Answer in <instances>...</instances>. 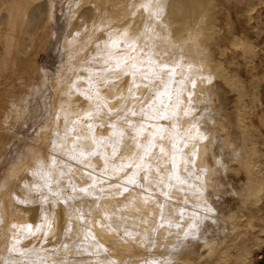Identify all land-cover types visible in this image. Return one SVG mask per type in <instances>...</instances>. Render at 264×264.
Instances as JSON below:
<instances>
[{
	"label": "bare ground",
	"instance_id": "1",
	"mask_svg": "<svg viewBox=\"0 0 264 264\" xmlns=\"http://www.w3.org/2000/svg\"><path fill=\"white\" fill-rule=\"evenodd\" d=\"M82 1H63L54 41L47 46L48 57L41 65L43 81L49 84L47 72L60 75L59 62L69 63L71 69L76 70L74 80L68 77L74 76L69 70L65 73L69 81L65 82V77L61 82H65L63 86L70 84L66 91L80 94L82 90L92 92L91 87L96 83L90 81L89 75L82 74V64L75 67L74 52L61 47L76 23L75 8ZM117 1L119 9L125 7L118 15L121 21L126 19L125 33L121 36L126 39L122 40V45H126L122 49L117 45V51V48L106 49V56H111L105 59L116 60L124 71L115 78L106 75L111 80L104 91L107 95L96 94L94 88V93L90 94L98 97L91 96L84 109L75 110L76 115L71 108L69 112V106L60 112L55 110L58 116L64 114L60 115L62 118L53 115L57 117L53 121L60 118L65 122L63 133L57 132L59 128L53 122L51 135L46 134L48 126L45 127L44 122L45 126L37 125L33 111L23 126L13 125L9 145L25 143L29 148L35 144L36 148L32 150L31 159H17L10 163L3 176L0 175V264H166L167 242L175 236L184 211L209 212L208 206L198 202L200 198L206 199L202 190L207 186V173L204 174L207 171H197L206 162L202 141L205 134L193 118L195 89L208 71L224 79L228 75L201 61L202 57L210 61L204 43L212 25L209 3L207 0ZM124 15L127 17L123 18ZM39 21L28 14L23 36L35 34L41 26ZM21 44L16 65L20 60L23 63L26 57L23 54L29 52L28 44L23 40ZM115 53L120 57H113ZM53 56L58 60L55 65L50 62ZM82 76L86 77L84 83ZM53 81L48 86L56 82ZM32 82L31 78L29 85ZM238 88L240 94L236 97L246 96L241 85ZM3 96L0 98L8 95ZM13 96L18 94L14 92ZM44 98L41 97L40 103L45 102ZM16 99L18 97L13 101ZM94 101H99L100 105L93 104ZM102 104L105 105L101 107ZM43 110L42 117L48 112ZM102 124L104 126L99 127ZM248 137L250 141L252 137ZM6 143L0 141V159L6 154ZM161 147L164 153L160 152ZM145 148L149 155L141 161L139 156ZM17 151L11 154L15 157ZM242 155L246 172L252 173L246 184L248 195L256 197L263 180L252 168L257 163L255 144ZM129 164L132 167H128ZM137 164L141 167L137 168ZM129 178L136 179L137 186L130 185ZM125 187L129 189L127 192ZM42 233L46 236H40L45 238L40 241L46 245L35 246ZM203 246L208 249V255L214 254V239L205 240ZM39 247H51V252L55 250V253L50 256V250L45 249L43 258H35L34 255L40 253ZM190 262L191 259H186V264Z\"/></svg>",
	"mask_w": 264,
	"mask_h": 264
},
{
	"label": "rangeland",
	"instance_id": "2",
	"mask_svg": "<svg viewBox=\"0 0 264 264\" xmlns=\"http://www.w3.org/2000/svg\"><path fill=\"white\" fill-rule=\"evenodd\" d=\"M63 1L62 7L60 0L55 1V12H58L61 7L62 13ZM207 1L211 10L210 22L212 25L209 34L204 38V43L210 61H206L204 57L201 61L203 64L210 63L211 68L218 67L229 77L226 76L225 79L223 76L215 77L208 71L205 79L201 82L199 79L196 83L195 89L196 102H194L195 115L193 118L199 122L205 134L202 136V141L205 143L203 159L206 162L197 171H207H204V174L207 173L205 182L207 186L202 190L206 194V199L200 198L198 202L208 206L209 212L184 211L179 228L174 234L175 236L167 242L169 255L166 264H186V259H191L190 264H248L262 252L261 249L264 246V130L258 129L256 117H254L260 80L258 74L263 67V61L259 62L258 60L264 58V0ZM33 2L34 0H0V97H4L3 94L9 96L0 98V104H2L0 105V129H2L0 130V136L2 137H0V141H7L5 147L7 152L5 150L6 154H3L0 159V175L2 176L10 163L17 159H31L30 155L36 148L35 144H32L31 148H28L25 143H17L16 148L11 144L9 145L13 125L23 126L29 119L30 111H33L34 122H37L36 124L39 126H43L44 123H46L45 127L48 126L49 130L45 129V131L47 130L46 134L51 135L50 127L53 122L59 128L57 132L63 133L65 122L60 119L62 118L60 115L64 114L58 116V114H55L56 111H63V107L69 106V112L73 109L76 115L77 110L85 108L86 101L89 104L91 96L98 97V95L96 97V95L90 94L94 93V88L96 94L107 95L104 91L108 88L107 84L110 79L108 80L106 75L115 78L116 74H122L124 71L122 67H113V63L114 66L117 65L116 60L111 61V63L105 59V57L111 56L110 54L106 56V49L112 48V50H115L117 45L122 49L126 45V43L124 46L122 45L126 39L123 40V37H121L125 33L126 19L121 21L119 18L121 15H118V12L125 9V7L119 9L120 5H117V0H83L80 2L76 6L77 9L75 8L78 13L76 23L68 31L65 41L62 43L61 48L63 50L67 49L74 52L72 62L75 67L82 64V74L89 75L90 81H95V87H91L92 92L87 93L86 90H82L83 93L80 94L81 92L66 91L65 88L69 87L70 84L66 83V86H63V84L68 82L70 78L74 80L76 70L75 68V71L71 69L72 66L69 63H61L62 61L59 62L62 66L60 75L56 73L57 76L55 74V77L52 75V71L47 72L48 75L50 74L49 79L51 81L55 80L56 82H53L57 84L54 83L52 86H48L51 81L49 84L44 81L39 82L38 67L48 57L47 45H51L54 41L50 22L39 31L35 40L27 46L30 53L26 51L28 54L24 55L26 54L24 53L23 56L33 55L31 58L23 57V63L20 60L17 65H13L10 61L3 63L5 37L15 28L13 54L16 57L17 46L19 45H16V39L19 37L18 28L20 27L19 12L29 8ZM16 12L17 14L13 18ZM126 17L127 15L123 16V18ZM117 50L118 48L115 51ZM115 56L120 57L116 53L113 57ZM51 58L50 62L52 64L58 63L57 56ZM25 59H28L30 63L26 62ZM89 65H92V68ZM69 70L72 71L74 76L70 74L68 76L70 78H67L65 73ZM30 77L33 79L31 85H29ZM65 77L66 81L61 82ZM82 77L81 81L84 83L86 77ZM225 80H227L226 82L231 80L233 85L229 82L227 84ZM240 85L243 88L242 92L246 95H243V98L240 95V98L236 97L240 94L238 88ZM233 86H236V89ZM47 87L49 88L47 89ZM6 92L12 93L5 94ZM14 92L18 96H13ZM44 96L46 103H40L41 97ZM14 97H18V99L13 101ZM84 99L87 100L83 102ZM95 103L100 105L99 101H94L93 104ZM103 105L105 104H102L101 107ZM43 109L46 112L48 111L44 117L41 116ZM239 111L242 113L239 114ZM53 115L60 117L59 120L55 121L57 117L53 118ZM53 119L55 120L53 121ZM85 123H88V121ZM95 123L93 125H98ZM90 127L95 128L97 126ZM5 129H7V132ZM35 136L37 137V135ZM247 136H249L248 138L252 137L249 139L250 141L247 140ZM253 144L257 149V163L252 168L256 170V174L263 180V183L258 195L249 197V188L246 184L252 173L246 172L247 166L244 160L245 166H243L241 157L244 155V153L242 155V152L249 151ZM23 148L25 150L27 148V151H24ZM245 148L247 149L245 150ZM11 149H14L13 151L18 150L15 157L11 154L13 151H8ZM240 190H243V192ZM43 234L46 233L39 234L35 246L46 245V242L41 243L40 241L45 239L46 235ZM209 239H214V242H216V250L213 255H208V249L203 246V242ZM39 249L40 253L34 255L35 258H43L42 254L46 253L44 252L45 249L50 250V256L55 253V250L52 251L53 253L51 252V247H39Z\"/></svg>",
	"mask_w": 264,
	"mask_h": 264
},
{
	"label": "crops",
	"instance_id": "3",
	"mask_svg": "<svg viewBox=\"0 0 264 264\" xmlns=\"http://www.w3.org/2000/svg\"><path fill=\"white\" fill-rule=\"evenodd\" d=\"M56 0H34L33 4L27 8L24 9L22 12H19V21H20V27L18 28L19 30V37L16 39V45L17 46V54L16 57L13 54V47L15 45V28L12 29V32H9L7 34V37H5L4 41V53L2 55V61L3 63H6L7 61H10L13 65H16L17 57L20 51L21 47V41L23 40L24 44H28V46L35 40L36 36L39 34V31H41L45 26H47L50 22V25L52 24V31H53V37L55 35V24L59 20H61V7H62V0L61 2V7L58 12H55V3ZM77 13V12H76ZM17 12L13 15L15 18ZM28 14H31L33 17V20L35 19L38 21L40 20L39 24L41 25L37 30L35 34H25L23 36V29L24 25L26 23V16ZM48 23V24H47ZM48 46V45H47ZM47 49V48H46ZM263 58V57H262ZM47 60V59H46ZM41 62L40 66L38 67V77L40 78V83L43 81V71L41 68L42 63ZM263 61V67L261 72L258 74V77L260 78L259 80V85H258V100H257V106H256V125L258 126V129L264 130V58L263 60H258ZM262 252L259 253L261 256L259 257V254L254 257L248 264H264V246L262 247Z\"/></svg>",
	"mask_w": 264,
	"mask_h": 264
},
{
	"label": "snow or ice",
	"instance_id": "4",
	"mask_svg": "<svg viewBox=\"0 0 264 264\" xmlns=\"http://www.w3.org/2000/svg\"><path fill=\"white\" fill-rule=\"evenodd\" d=\"M116 67L119 68L120 65L117 64ZM133 115H135V113H133ZM133 139H135V137H133ZM160 139L163 140L164 137L161 136ZM160 152H161V153H164V148H163V147L160 148ZM92 154H94V153H92ZM115 154H116V150L114 149V150H113V155H115ZM81 155H83V153H81ZM147 155H149V153H148L147 148H145L144 153H143L142 155L139 156V159H140L141 161H143L144 157L147 156ZM72 158L75 159V157H72ZM127 166H128V167H132L131 164H129V165H127ZM136 167H137V168H140L141 165L137 164ZM143 179L146 180V179H147V175H145V176L143 177ZM128 183H129L130 185L137 186V180H136V179L129 178V179H128ZM128 190H129V189H128L127 187H125L124 191L127 192ZM82 191H84V190L82 189ZM145 191H147V190L145 189Z\"/></svg>",
	"mask_w": 264,
	"mask_h": 264
},
{
	"label": "built area",
	"instance_id": "5",
	"mask_svg": "<svg viewBox=\"0 0 264 264\" xmlns=\"http://www.w3.org/2000/svg\"><path fill=\"white\" fill-rule=\"evenodd\" d=\"M261 256V254H259V257Z\"/></svg>",
	"mask_w": 264,
	"mask_h": 264
}]
</instances>
